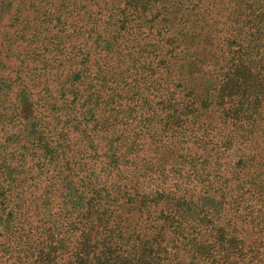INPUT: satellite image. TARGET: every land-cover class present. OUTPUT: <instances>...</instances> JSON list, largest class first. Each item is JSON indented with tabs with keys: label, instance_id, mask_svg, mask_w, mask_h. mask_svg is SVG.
<instances>
[{
	"label": "trees",
	"instance_id": "16d2710c",
	"mask_svg": "<svg viewBox=\"0 0 264 264\" xmlns=\"http://www.w3.org/2000/svg\"><path fill=\"white\" fill-rule=\"evenodd\" d=\"M1 27L0 264H264V0H0Z\"/></svg>",
	"mask_w": 264,
	"mask_h": 264
},
{
	"label": "rangeland",
	"instance_id": "374dc122",
	"mask_svg": "<svg viewBox=\"0 0 264 264\" xmlns=\"http://www.w3.org/2000/svg\"><path fill=\"white\" fill-rule=\"evenodd\" d=\"M0 29H1V31H0V43H1L5 38V37L3 38L2 35L4 34V32H6L7 30H10V29L8 27L7 28L1 27ZM7 59L9 60L7 63L8 66L11 68L14 67V58L7 57Z\"/></svg>",
	"mask_w": 264,
	"mask_h": 264
}]
</instances>
